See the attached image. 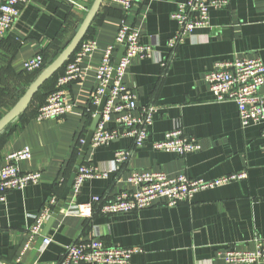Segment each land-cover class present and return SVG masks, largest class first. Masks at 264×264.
<instances>
[{
  "label": "crops",
  "instance_id": "0c3cea01",
  "mask_svg": "<svg viewBox=\"0 0 264 264\" xmlns=\"http://www.w3.org/2000/svg\"><path fill=\"white\" fill-rule=\"evenodd\" d=\"M90 1L28 0L22 6L13 29L0 38V118L29 87L25 62L64 44L86 15ZM182 1L152 0L134 6L130 20L140 26L141 40L151 46L153 54L134 59L125 81L138 94L139 105L156 104L159 109L142 147L135 148L130 139L121 138L89 149L84 162L108 177L86 181L74 204L90 202L97 195L113 199L128 188L121 180L132 170L208 180L246 171L247 178L199 191L191 201L176 206L157 202L144 211L121 215L98 211L93 217L73 215L68 197L58 216L46 221L42 236L23 254L35 217L52 196L58 197V203L62 198L79 141L86 139L94 119L87 109L92 107L90 99L97 87L96 70L121 21V8L106 0L102 9L108 13L94 27L100 47L85 57L83 78L68 90L76 104L74 110L64 118L40 122L35 114L44 99L41 94L0 134V169L7 154L29 146L32 158L22 161L20 167L42 173L39 183L10 191L0 203L1 261L61 264L68 245L94 238L112 246H141L144 251L131 264H225L220 251L252 249L255 240L264 237L263 125L242 127L238 105L216 101L205 80L206 73L221 60L249 54L264 61V1L229 0L227 7L212 9L211 27L197 30L172 50L168 41L178 25L171 15ZM260 92L264 97V87ZM92 108L98 111L99 106ZM176 127L197 138L201 149L180 157L153 147ZM123 149H132V156L118 174L115 153ZM44 237L52 239L47 246Z\"/></svg>",
  "mask_w": 264,
  "mask_h": 264
},
{
  "label": "built area",
  "instance_id": "2783aa9c",
  "mask_svg": "<svg viewBox=\"0 0 264 264\" xmlns=\"http://www.w3.org/2000/svg\"><path fill=\"white\" fill-rule=\"evenodd\" d=\"M151 1L111 0L113 5L122 9L124 17L120 21L114 41L103 49L101 62L96 70L97 87L90 99L92 107L100 105L107 90L108 97L90 148L96 149L121 138L130 139L134 147L138 148L142 147L149 138L159 108L156 104L139 105V96L126 84L125 77L134 59H146L153 54L151 46L141 40L140 26L130 20L136 4H148ZM27 2L28 0H0V38L13 29L22 14V6ZM228 4L229 0L179 2L177 9L171 15L177 22L178 30L169 39V47L174 50L197 30L211 27V10L225 8ZM123 46L124 53L118 59L119 49ZM99 47L96 38L81 43L74 58L68 62L59 76L57 89L39 109L36 116L38 121L64 118L74 110L76 104L69 95V87L83 78V60ZM43 64L44 57L39 53L25 62V69L35 71ZM114 70L115 76L112 78ZM205 80L216 101H232L238 105L242 127L261 123L264 138V97L260 92L264 87V61L260 56L246 54L233 60L218 61L215 68L206 73ZM92 107H89L87 112L95 117L98 111ZM84 141L85 138L81 139L82 144ZM153 147L184 157L200 150L202 146L197 138L185 134L182 127H176L166 132ZM131 156L132 149L118 150L115 153V171H121L130 161ZM31 158L32 151L29 146L7 154L5 164L0 169V203L6 201L10 191H22L41 181L40 171H23L20 167L22 161ZM247 176L246 171H240L208 180L190 178L185 174L169 176L165 172L155 170H132L125 179L121 180L128 185V188L121 190L113 199L105 200L97 195L90 202L74 204L86 181L95 177H108V173H102L94 165L84 162L78 170L69 195L72 199L69 213L93 217L96 211L106 215L141 212L157 202L176 206L191 201L199 191L241 181ZM58 200L57 196H52L35 217L34 223L29 228L30 237L23 254L32 248L36 239L42 236L44 224L52 216ZM51 242L50 237L43 238L44 246ZM143 251L141 246H112L100 239L82 238L66 247L61 264H131L133 257ZM23 254L17 262H22ZM219 254L225 264H264V237L257 238L252 249L227 248ZM0 264L8 263L0 260Z\"/></svg>",
  "mask_w": 264,
  "mask_h": 264
},
{
  "label": "water",
  "instance_id": "95a60500",
  "mask_svg": "<svg viewBox=\"0 0 264 264\" xmlns=\"http://www.w3.org/2000/svg\"><path fill=\"white\" fill-rule=\"evenodd\" d=\"M106 0H93L90 8H88L86 15L82 19L78 28L70 35L67 42L63 45L62 51L54 58L49 60L48 65L39 73V75L32 81L29 87L26 89L24 94L19 98V100L11 107L1 118H0V134L5 131V129L14 121H16L32 104L35 96L40 92L42 87L47 81H49L53 76H55L64 65L70 60V58L75 54L81 43L86 38L90 27L93 25L96 17L98 16L103 4ZM125 50V47H121L118 53V59L121 58ZM115 76V70L112 73V78ZM108 97V90L105 95H103L101 103L98 108V113L93 119L87 137L83 143L81 154L78 161L72 171L68 183L63 192L62 198L60 199L55 212L51 216V220H54L60 213L62 207L65 205L68 199L74 181L76 179L78 170L80 166L84 163L85 157L89 151L91 141L95 132V129L101 118V112L104 109L106 100Z\"/></svg>",
  "mask_w": 264,
  "mask_h": 264
},
{
  "label": "trees",
  "instance_id": "16d2710c",
  "mask_svg": "<svg viewBox=\"0 0 264 264\" xmlns=\"http://www.w3.org/2000/svg\"><path fill=\"white\" fill-rule=\"evenodd\" d=\"M92 2H93V0H91L90 1V3H89V5H88V7H87V9L88 8H90V6H91V4H92ZM103 8V7H102ZM108 13V11H106V10H103V9H101L100 10V12H99V14H98V16L96 17V19H95V21H94V23H93V25L90 27V30H89V32H88V34H87V36H86V38L84 39V40H88V39H91V38H95L94 37V27H95V25L96 24H100V23H102V21L104 20V18H105V16H106V14ZM124 17V13H123V11H122V9H121V19ZM81 23V22H80ZM80 23H79V25H80ZM78 25V26H79ZM78 26H77V28H78ZM76 28V29H77ZM66 42H67V40H66ZM66 42H64V44L66 43ZM61 44V43H60ZM56 45V47H55V50H54V52H47V50H44L43 52H41V54L43 55V57H44V64H43V66L40 68V69H38V70H35V71H28V70H26V73L28 74V85H30L31 83H32V81L39 75V73L44 69V67H46V65H48V63H49V60L51 59V58H54V57H56L61 51H62V49H63V45L64 44H62V45ZM79 48H80V46H79ZM78 50V49H77ZM74 58V55L70 58V60L68 61V62H70L72 59ZM68 62L64 65V67L55 75V76H53L49 81H47L46 83H45V85L42 87V89L40 90V92L35 96V98H34V100L37 98V97H40L41 96V94H44V99H43V101L41 102V104L39 105V107H38V109H37V111H36V116H37V114H38V112H39V109L43 106V105H45L46 104V102H47V99H48V97H49V95L51 94V93H53L56 89H57V81H58V78H59V76L63 73V71L65 70V68H66V66H67V64H68ZM28 88V87H27ZM26 88V89H27ZM26 89H24L23 91H22V93H21V95L18 97V100H19V98L24 94V92L26 91ZM17 100V101H18ZM34 102V101H33ZM96 108V107H95ZM82 139V138H81ZM81 139H80V141H79V144H78V149H77V151H76V155H75V159H74V162H73V164L71 165V167H70V173H72V171L74 170V167H75V165H76V163H77V161H78V158H79V156H80V154H81V150H82V146H83V144L81 143ZM125 168V167H124ZM123 168V169H124ZM123 169L121 170V171H119L118 172V174L119 173H121L122 171H123Z\"/></svg>",
  "mask_w": 264,
  "mask_h": 264
}]
</instances>
